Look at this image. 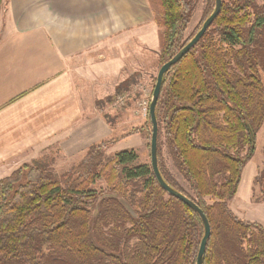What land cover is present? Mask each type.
I'll return each mask as SVG.
<instances>
[{
	"label": "trees",
	"instance_id": "trees-1",
	"mask_svg": "<svg viewBox=\"0 0 264 264\" xmlns=\"http://www.w3.org/2000/svg\"><path fill=\"white\" fill-rule=\"evenodd\" d=\"M156 1L162 65L195 34L183 41L195 0ZM263 76L264 0H221L199 41L163 75L158 132L190 192L158 166L208 218L203 264L264 263V227L229 206L264 121ZM97 146L60 175L38 159L0 178V264H196L198 214L166 193L151 165L134 164V150L104 159ZM256 180L264 200V168Z\"/></svg>",
	"mask_w": 264,
	"mask_h": 264
},
{
	"label": "crops",
	"instance_id": "crops-1",
	"mask_svg": "<svg viewBox=\"0 0 264 264\" xmlns=\"http://www.w3.org/2000/svg\"><path fill=\"white\" fill-rule=\"evenodd\" d=\"M153 23L146 0H0V178L50 142L73 155L113 134L84 103L96 82L74 75L115 76L116 48L145 44Z\"/></svg>",
	"mask_w": 264,
	"mask_h": 264
},
{
	"label": "rangeland",
	"instance_id": "rangeland-1",
	"mask_svg": "<svg viewBox=\"0 0 264 264\" xmlns=\"http://www.w3.org/2000/svg\"><path fill=\"white\" fill-rule=\"evenodd\" d=\"M146 1L151 21L155 23L160 6L156 0ZM212 4L214 5L212 0L194 1L189 22L183 33V41L190 38L200 28L202 21L208 15L207 7ZM161 45V30L155 23V29L149 35L147 34L145 44H131L116 48L120 51L124 49L127 52L124 55L125 62L122 65L118 64V69L113 68L116 72L115 76L114 73L104 74L108 73L104 71H94L93 76H90L89 72L84 75L77 72L78 74L74 75L78 82L80 79L88 80L89 83L90 80L96 82V86L93 85V90L97 89L98 92L92 93V95L84 93V103L86 106H93L91 110L103 116L114 130L108 139L99 143L95 148L99 153H102L104 159L113 156L116 152L132 149L137 154L134 164L146 163L150 165L151 122L145 102L150 100L157 72L162 63ZM106 56L109 58V55ZM116 62V59L110 58L109 61H106V65L111 68ZM83 82L82 85H84ZM157 140L158 165L161 164L186 191L190 192L186 181L172 162L161 126ZM87 153L90 152L85 149L82 152L67 155L61 153L55 142H50L40 150H36L35 153H28L16 168L23 164H31L34 160L45 159L49 162L52 170L60 175L72 170L85 158ZM263 168L264 121L255 135L254 154L243 165L236 194L229 201L230 208L238 217L255 221L264 227V200L260 183L257 180L255 182ZM99 185L104 186L105 183L97 181L95 186Z\"/></svg>",
	"mask_w": 264,
	"mask_h": 264
},
{
	"label": "water",
	"instance_id": "water-1",
	"mask_svg": "<svg viewBox=\"0 0 264 264\" xmlns=\"http://www.w3.org/2000/svg\"><path fill=\"white\" fill-rule=\"evenodd\" d=\"M220 8H221V0H214L213 10L205 18L201 27L196 31V33L191 37L189 41H187L168 61H166L159 67L156 80H155V84H154L151 97L149 100V106H148V113H149V118L151 122L150 165L152 168L153 175L156 181L158 182V184L166 191L167 194L178 198L183 203H185L187 206H189L191 209H193L198 214L203 224V235L201 237L198 251H197L196 264H203L205 247H206L207 240L210 236V224H209L207 216L205 215L203 210L197 205V203H195L192 199L187 197L182 192L171 187L161 175V172L158 166V161H157L158 124H157V119H156V114H155V106H156L157 98L160 93V88H161L164 73L170 68L171 65L179 61L183 57V55H185L191 49V47L194 46L199 41V39L202 37L204 32L207 30V28L213 22L214 18L219 13Z\"/></svg>",
	"mask_w": 264,
	"mask_h": 264
},
{
	"label": "built area",
	"instance_id": "built-area-1",
	"mask_svg": "<svg viewBox=\"0 0 264 264\" xmlns=\"http://www.w3.org/2000/svg\"><path fill=\"white\" fill-rule=\"evenodd\" d=\"M145 104H146V107L149 106V100H148V102H145Z\"/></svg>",
	"mask_w": 264,
	"mask_h": 264
}]
</instances>
